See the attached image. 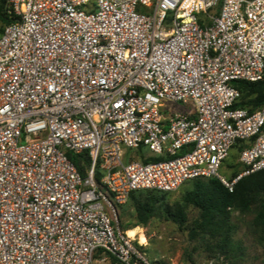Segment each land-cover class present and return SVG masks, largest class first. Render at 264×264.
Returning a JSON list of instances; mask_svg holds the SVG:
<instances>
[{"label": "built area", "instance_id": "1", "mask_svg": "<svg viewBox=\"0 0 264 264\" xmlns=\"http://www.w3.org/2000/svg\"><path fill=\"white\" fill-rule=\"evenodd\" d=\"M6 3L0 264H150L118 228L131 193L208 178L233 192L264 170V106L234 108L233 85L264 78V0ZM69 154H86L84 175Z\"/></svg>", "mask_w": 264, "mask_h": 264}, {"label": "trees", "instance_id": "2", "mask_svg": "<svg viewBox=\"0 0 264 264\" xmlns=\"http://www.w3.org/2000/svg\"><path fill=\"white\" fill-rule=\"evenodd\" d=\"M16 19L6 0H0V34L4 26ZM233 85L240 92V98L235 102L234 108L247 109L251 112L264 106V78L258 82L236 81ZM242 148L243 144L240 141L232 148L236 154L231 164L226 165L233 170L230 177H234L242 170L237 163L238 154ZM230 155L231 152L229 157ZM69 158L84 175L85 168L89 164L86 154H69ZM150 160L156 161L160 158ZM188 183L191 187L183 193V205L191 206L198 211V218L191 224H187L183 205L172 207L161 203L160 199L153 194L161 192L140 191L148 194L141 198L134 196L137 192L130 194L136 225L145 226L154 216L164 213L174 224L184 227L190 241H197L199 236L206 237L210 247L225 260H229L235 257L239 249L238 243L233 239L235 227L231 222V212L237 211L240 214L252 212L254 214L252 224L258 232V241L264 245V170L243 177L235 185L233 192H229L215 178L196 179ZM111 259L112 264H120L113 256Z\"/></svg>", "mask_w": 264, "mask_h": 264}, {"label": "rangeland", "instance_id": "3", "mask_svg": "<svg viewBox=\"0 0 264 264\" xmlns=\"http://www.w3.org/2000/svg\"><path fill=\"white\" fill-rule=\"evenodd\" d=\"M169 106L174 112L187 109L179 103H170ZM235 154L236 151L232 150L230 157L218 170L221 176L229 178L231 175L233 170L226 165L231 164ZM190 187L187 182L174 192L153 194L161 203L172 207L182 206L183 193ZM146 194L148 193L137 192L134 196L141 198ZM184 208L187 224H191L198 218V211L191 206ZM231 214V222L235 227L233 239L238 243L239 249L235 257L229 260H225L212 249L206 237L199 236L197 241H190L184 227L174 224L164 213L154 216L145 226L136 225L130 195L117 211L116 219L119 230L124 231L135 242L143 244L142 251L150 264H264V245L258 241V232L252 224L254 214H240L237 211H232ZM93 264H112L111 256L96 255Z\"/></svg>", "mask_w": 264, "mask_h": 264}, {"label": "bare ground", "instance_id": "4", "mask_svg": "<svg viewBox=\"0 0 264 264\" xmlns=\"http://www.w3.org/2000/svg\"><path fill=\"white\" fill-rule=\"evenodd\" d=\"M142 240V239H141Z\"/></svg>", "mask_w": 264, "mask_h": 264}]
</instances>
